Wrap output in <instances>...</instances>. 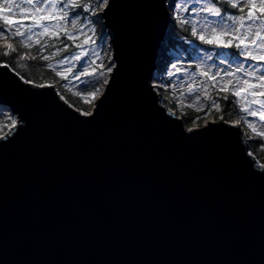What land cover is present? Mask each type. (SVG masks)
<instances>
[{"label":"water","instance_id":"obj_1","mask_svg":"<svg viewBox=\"0 0 264 264\" xmlns=\"http://www.w3.org/2000/svg\"><path fill=\"white\" fill-rule=\"evenodd\" d=\"M167 4L100 11L114 66L87 115L0 64L17 116L0 137V264H264V168L245 133L189 128L152 85Z\"/></svg>","mask_w":264,"mask_h":264},{"label":"rangeland","instance_id":"obj_2","mask_svg":"<svg viewBox=\"0 0 264 264\" xmlns=\"http://www.w3.org/2000/svg\"><path fill=\"white\" fill-rule=\"evenodd\" d=\"M92 2L94 3L95 0H92ZM208 2L209 0H177L176 4L172 8H170L171 4H167L169 8L168 11L170 13V22L165 39L170 37L169 27L175 19L178 20V17H187V19L190 21H202L207 19L215 23L218 18L206 16V14L196 11V9L202 4ZM22 7L31 8L32 6L22 5ZM184 9H187V11H184ZM66 10L69 11V15L71 17L72 11L69 9ZM76 10L79 11V9ZM101 10L98 12V17L100 19L99 22L96 23L95 27L98 35L102 37V40H98L96 44L85 43V41L89 40L90 37L93 39H95V37H93L92 32L87 29L81 33L80 21H83L84 17L88 16L87 13H83L76 25H72L67 21H62L61 23L63 25V30L59 33L55 35L46 34L40 36L33 34L31 41H27L26 37L22 38L20 36H13L6 32V37L0 38V48H4L7 51L11 46V49H14V51H10L11 53L8 55L11 63L15 65L16 68L21 72H24L26 75L30 76L31 62L36 58L34 55V49L36 45L42 44L48 38L68 39L67 34H75V40L68 39L73 43L70 51L64 54L56 53L54 56L49 55L50 58L46 60V69L54 74L56 79L53 78L45 80L41 84L30 80L28 81L37 86L52 85L55 88L56 93L62 97L67 104L72 105L82 113L89 114L94 107L96 97L101 94L104 88L105 84L103 81L105 79L108 80L109 72L107 71V68L111 67L112 69V66H114V61L111 54V44L109 43V38L106 35V30L103 25V18L100 13ZM244 10L247 13L249 6H244ZM20 12V8H15L14 14L6 12L5 15L8 16L10 20H13L14 23L20 21L31 27L32 20L30 18H22ZM246 13L244 15H246ZM227 15L234 14L225 13V16ZM256 15L258 17L260 16L258 12ZM98 17L92 16L91 19L96 21ZM42 23L50 28H54L57 24L55 20H45ZM223 23L230 24L231 22L225 19ZM186 26L191 28V25ZM0 28L11 29V32L13 33L16 30L10 25H5L2 21H0ZM24 31L27 34V29ZM38 31H41V29H33V33ZM194 38L204 46H199L198 43L183 39L182 45L179 44L169 51V54H171L172 57L164 73L160 74L158 70L155 72L152 85L154 86L155 91L161 94V103L168 107L169 110L174 112L179 118H183L184 111L186 109L200 114L202 125H200V123H196L194 126H192L194 128H200L210 121L217 122L219 120L227 121L231 123V125H239L242 131L245 133L246 142L249 144V151L254 153L253 157L255 158V162H257L259 165H264V161L261 157H259L258 151L254 147L256 141L260 140L264 142V138H261L256 133H253L251 129H249L245 124V119H247L257 126L258 131H264V128L260 127L258 105H251V110L257 111L258 116H249L240 110L241 107L245 105V99L243 96L237 98L232 95V85H229L228 91L222 90L223 85L228 81H232L233 84H238L239 80L249 79V77L244 72H235L237 64L240 61H243L245 69L248 70H251L254 66H262L264 65V62H255L245 59L240 55L239 50H237L235 47L222 49L216 47L214 44L203 43L198 39V37ZM21 39H25V43H20L19 41H21ZM165 39L162 45L164 44ZM225 39L229 40L232 39V37L226 36ZM236 42L237 41H234V44ZM77 45H81V47L78 48ZM183 46L185 48H183ZM84 51L87 53L81 62H77V60L72 59V57L76 54L81 56ZM188 51L191 52L189 53ZM97 52L100 53L99 56H96L95 53ZM160 52L161 50L159 51V59L157 62L158 67L162 56ZM222 59L225 60V63H221ZM61 61H63V63H61ZM91 61H94V63H90ZM172 63L177 65L179 71L171 67ZM101 64H103L104 67L98 68L97 65ZM49 65L52 67L50 68ZM81 65H83L85 68H88L90 72L95 70L96 76L89 79H99L100 81L99 91L96 92L94 96L89 95L88 93H82V89L89 87L90 85L89 79H86L84 76H79V78H77L81 71ZM66 69H71V73L67 72ZM225 71H233L235 74L234 76H226L224 74ZM58 72L62 73L63 75H58ZM209 77H213V79H209ZM22 79L27 80L28 78L22 77ZM251 82L258 83L255 80H252ZM238 86L245 87L242 84H238ZM260 90L261 89L259 87L252 89V91L257 92ZM225 95L230 101L229 110L227 112H224L220 99V96ZM197 96L199 97V101L196 99ZM70 97L77 100L80 106L74 104L69 99ZM248 99H251V97H248ZM214 100L218 106L211 108V112L209 114V107ZM233 101L238 102L232 103ZM12 120L17 122V116L10 111L9 107L0 105V137L11 130L14 125L12 124Z\"/></svg>","mask_w":264,"mask_h":264},{"label":"snow or ice","instance_id":"obj_3","mask_svg":"<svg viewBox=\"0 0 264 264\" xmlns=\"http://www.w3.org/2000/svg\"><path fill=\"white\" fill-rule=\"evenodd\" d=\"M220 3L224 4L225 7H230L233 9H238L239 15H227L225 16L222 12V8L217 6V0H209L208 3L202 4L199 8L196 9L197 12H202L206 16L216 17L218 20L213 23L207 19L202 21H190L187 17H178V22L183 25H191L190 31L193 37H198V39L206 44H214L218 48L228 49L235 47L239 50L241 56L245 59H249L255 62H264V0H220ZM109 4V0H95L93 3L92 0H0V21L5 25H10L14 27L15 32H11V29L0 28V38L6 37V32L13 36H20L22 38L26 37L27 41H31L33 34L36 36L46 35V34H57L63 30L62 21H67L72 25H76L80 20V17L83 13H87L88 16L84 17L81 23V33L87 29L90 30L93 34V38H89L85 43L96 44L98 40H102L96 30V23L99 22L98 12L99 10L106 8ZM22 5L32 6L31 8L22 7ZM244 6H249V10L246 15H244ZM20 8V15L22 18H30L32 20V26L26 25L20 21L13 22L10 20L5 13H13L14 9ZM69 9L72 11V16L70 17ZM76 9H79L77 11ZM187 11V9H184ZM259 13L258 17L256 13ZM92 16H97L98 19L93 21ZM227 19L230 21V24H224L223 21ZM45 20H55L57 22L54 28H50L42 22ZM86 21V22H84ZM199 25V27H198ZM238 25V27H237ZM27 29V34L24 31ZM33 29H41V31L33 33ZM187 30V29H186ZM226 36H231L232 39L226 40ZM210 37V38H206ZM69 40H75V34H67ZM234 41H237L234 44ZM20 43H25V39H21ZM259 42V43H258ZM67 45H65V48ZM78 48L81 45H77ZM10 51H14L9 47V51L3 53L4 56H8ZM43 53V49L40 50ZM96 56H99L100 53H95ZM56 55V53H52ZM44 60H48L49 56H42ZM211 58V57H209ZM77 61L81 60L79 54H76L72 57ZM63 63V61H61ZM90 63H94L91 61ZM221 63H225V60H221ZM8 67L7 64L3 65ZM51 68L52 66L49 65ZM98 68H103V64L97 65ZM171 67L173 69L177 68L175 63H172ZM67 72L71 73V69H66ZM108 72H111V67L107 68ZM235 72H244L249 79L239 80L238 84H242L245 87H239L238 84H233L232 81H228L223 85L225 91L229 90V85H232V95L234 97L240 98L244 97L245 105L241 107V111L246 113L249 116L257 117L258 112L251 110V105H258L259 107V121L260 127L264 128V65L254 66L251 70L245 69L243 61H240L237 64ZM58 75H63L62 73H57ZM226 76H234L233 71H225ZM206 75V73H205ZM79 76H84L86 79L96 76L95 70L89 71L88 68L81 65V71L78 74ZM66 78V77H65ZM213 79V77H209ZM252 80L257 81L258 83L251 82ZM25 83L30 81L25 80ZM108 80L103 81L104 84H108ZM89 87L82 89V93H88L89 95H95L99 91L100 81L99 79H89ZM259 87L261 90L259 92L252 91ZM251 97V99H248ZM197 101L199 97L197 96ZM227 99V97H225ZM238 101H233L236 103ZM191 106V105H189ZM217 103L214 100L209 107V114L211 108L217 107ZM82 115H87V113H81ZM12 124H16L15 120H12ZM245 124L253 133H256L259 137L264 138V131H258V128L255 124L245 119ZM6 139V137H3ZM260 148H264V143L259 145ZM249 155H254V153H249ZM264 168V165H261Z\"/></svg>","mask_w":264,"mask_h":264},{"label":"trees","instance_id":"obj_4","mask_svg":"<svg viewBox=\"0 0 264 264\" xmlns=\"http://www.w3.org/2000/svg\"><path fill=\"white\" fill-rule=\"evenodd\" d=\"M176 1L177 0H168V4H171L170 8H172L176 4ZM217 5L218 6L220 5L222 7V12L224 15H225V13L234 14V15L241 14V13H239L238 9L225 7L224 4L220 3V0H217ZM245 13H246V11L244 10L243 14H245ZM169 31H170V37L168 39L167 38L165 39L164 44L160 48V50H161L160 54L162 55L161 59L159 61V67H158V72L160 74L164 73V71H165L166 67L168 66L169 61L172 57L171 54H169V51L179 44L182 45L183 39L184 40H191L194 43H198L199 46H204L201 43H199L198 41H196V39L194 37H192L190 28L186 25L179 23L177 19H175L174 22L171 23V25L169 27ZM72 44L73 43L71 41H69L68 39H65V38H62V39H60V38H58V39L57 38H48L42 44L36 45L35 49H34L35 50L34 55L36 56V58L31 62V69H30L31 75L30 76L26 75L24 72H21L19 69H17L16 66L11 63L9 56L3 55V53L6 51V49H4V48H0V64H2V65L7 64L21 78L27 77L28 78L27 80L41 84L45 80H49V79H53V78L56 79V76L54 74H52L48 69H46L45 65L47 64V61L44 60L42 58V56H49V55H52V53L64 54V53L71 50ZM65 45H67L66 48H65ZM82 46H84V45H82ZM183 48H185V47L183 46ZM41 49H43V53H41V51H40ZM193 50H191V51H193ZM7 51H9V50H7ZM10 53L11 52H9V54ZM225 97H227V96L226 95L220 96V99H221V106H222L224 112H227L229 110L230 101L228 98L225 99ZM69 99L74 104H77L78 106H80V104L74 98L70 97ZM219 112H221V111H219ZM182 119L189 128L194 126L196 123H198V124L200 123V125H202V120H200L201 115L197 114L193 111H190L188 109H186L184 111V116ZM262 143H264V142L258 140V141H256L254 147L258 151L259 157H261L262 160L264 161V148L259 147V145Z\"/></svg>","mask_w":264,"mask_h":264},{"label":"bare ground","instance_id":"obj_5","mask_svg":"<svg viewBox=\"0 0 264 264\" xmlns=\"http://www.w3.org/2000/svg\"><path fill=\"white\" fill-rule=\"evenodd\" d=\"M163 43V42H162ZM162 45V44H161ZM161 48V47H160Z\"/></svg>","mask_w":264,"mask_h":264}]
</instances>
